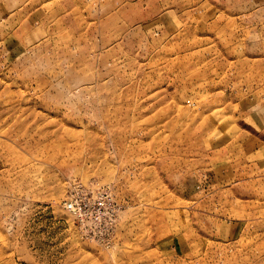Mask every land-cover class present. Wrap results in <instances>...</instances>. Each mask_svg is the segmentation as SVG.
<instances>
[{
	"label": "rangeland",
	"instance_id": "rangeland-1",
	"mask_svg": "<svg viewBox=\"0 0 264 264\" xmlns=\"http://www.w3.org/2000/svg\"><path fill=\"white\" fill-rule=\"evenodd\" d=\"M0 264H264V0H0Z\"/></svg>",
	"mask_w": 264,
	"mask_h": 264
}]
</instances>
